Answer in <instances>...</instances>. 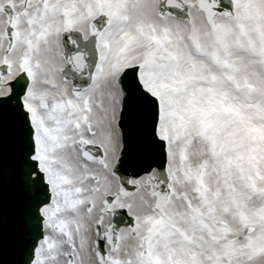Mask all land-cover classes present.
I'll return each instance as SVG.
<instances>
[{
	"label": "snow or ice",
	"instance_id": "snow-or-ice-1",
	"mask_svg": "<svg viewBox=\"0 0 264 264\" xmlns=\"http://www.w3.org/2000/svg\"><path fill=\"white\" fill-rule=\"evenodd\" d=\"M0 264H264V0H0Z\"/></svg>",
	"mask_w": 264,
	"mask_h": 264
}]
</instances>
